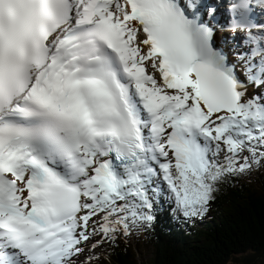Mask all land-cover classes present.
Returning a JSON list of instances; mask_svg holds the SVG:
<instances>
[{
  "label": "snow or ice",
  "instance_id": "1",
  "mask_svg": "<svg viewBox=\"0 0 264 264\" xmlns=\"http://www.w3.org/2000/svg\"><path fill=\"white\" fill-rule=\"evenodd\" d=\"M257 16L264 0H0V264H92L161 201L203 218L264 168Z\"/></svg>",
  "mask_w": 264,
  "mask_h": 264
},
{
  "label": "trees",
  "instance_id": "2",
  "mask_svg": "<svg viewBox=\"0 0 264 264\" xmlns=\"http://www.w3.org/2000/svg\"><path fill=\"white\" fill-rule=\"evenodd\" d=\"M205 216L184 221L161 201L148 235L151 256L139 261L127 239L106 245L98 264H264V178L220 185Z\"/></svg>",
  "mask_w": 264,
  "mask_h": 264
},
{
  "label": "rangeland",
  "instance_id": "3",
  "mask_svg": "<svg viewBox=\"0 0 264 264\" xmlns=\"http://www.w3.org/2000/svg\"><path fill=\"white\" fill-rule=\"evenodd\" d=\"M232 43V42H231ZM227 44L230 43H226ZM150 70V69H149ZM258 176V177H262L264 178V168H261L259 171L257 172H253L251 175L249 176H245L243 177V179H250V180H254V178ZM155 213V210H154ZM204 219H207V217L205 216ZM152 224L147 227L144 228L142 230H140L138 233L130 236L128 238L129 242L134 245L135 247V251H136V255L135 257L140 261V260H145L147 258H149L151 256V247L149 245V241H148V235L150 234V229H151ZM106 249V245L102 246L101 248H97L96 252L100 253V256H104V250ZM84 255H88V250L87 247H85V252ZM84 255H82L81 257H79V260L82 261L84 259ZM100 258V257H99ZM79 264V262H78ZM92 264H98V259L92 261Z\"/></svg>",
  "mask_w": 264,
  "mask_h": 264
},
{
  "label": "bare ground",
  "instance_id": "4",
  "mask_svg": "<svg viewBox=\"0 0 264 264\" xmlns=\"http://www.w3.org/2000/svg\"><path fill=\"white\" fill-rule=\"evenodd\" d=\"M216 36H217L218 40H220L221 42H225V43H231L232 42V43H234V41L225 40V36H223V35H216Z\"/></svg>",
  "mask_w": 264,
  "mask_h": 264
}]
</instances>
